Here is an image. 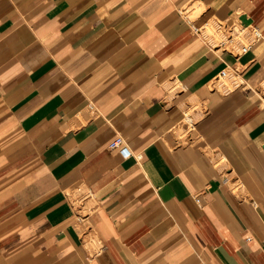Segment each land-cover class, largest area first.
Here are the masks:
<instances>
[{
  "label": "crops",
  "instance_id": "crops-1",
  "mask_svg": "<svg viewBox=\"0 0 264 264\" xmlns=\"http://www.w3.org/2000/svg\"><path fill=\"white\" fill-rule=\"evenodd\" d=\"M0 264H264V0H0Z\"/></svg>",
  "mask_w": 264,
  "mask_h": 264
},
{
  "label": "built area",
  "instance_id": "built-area-1",
  "mask_svg": "<svg viewBox=\"0 0 264 264\" xmlns=\"http://www.w3.org/2000/svg\"><path fill=\"white\" fill-rule=\"evenodd\" d=\"M210 33L205 27L202 31L203 35L210 37L211 39L219 42L220 44L226 46L232 52L236 54H242L248 51L257 41L263 38L262 31L256 26H247V27H232L228 28L224 26L222 23L217 25H212L209 27ZM195 31H199L200 28L195 27ZM213 30V31H212ZM221 37V39H219ZM231 75V71L229 69H225L222 71V77H229ZM191 120V119H189ZM122 143L121 139H116L112 143V147H115ZM198 203H200V199L197 198Z\"/></svg>",
  "mask_w": 264,
  "mask_h": 264
},
{
  "label": "rangeland",
  "instance_id": "rangeland-1",
  "mask_svg": "<svg viewBox=\"0 0 264 264\" xmlns=\"http://www.w3.org/2000/svg\"><path fill=\"white\" fill-rule=\"evenodd\" d=\"M210 26H211V25L207 26V29H209V30H208L209 33L211 32V31H210V28H209ZM212 31H213V30H212ZM219 39H221V37H219ZM222 79H224V81H225L226 83H230L229 80H228L227 78L224 77V78H222Z\"/></svg>",
  "mask_w": 264,
  "mask_h": 264
},
{
  "label": "bare ground",
  "instance_id": "bare-ground-1",
  "mask_svg": "<svg viewBox=\"0 0 264 264\" xmlns=\"http://www.w3.org/2000/svg\"><path fill=\"white\" fill-rule=\"evenodd\" d=\"M209 30V29H208ZM230 77V76H229ZM224 80V79H223Z\"/></svg>",
  "mask_w": 264,
  "mask_h": 264
}]
</instances>
